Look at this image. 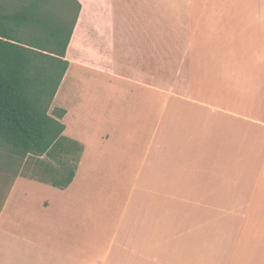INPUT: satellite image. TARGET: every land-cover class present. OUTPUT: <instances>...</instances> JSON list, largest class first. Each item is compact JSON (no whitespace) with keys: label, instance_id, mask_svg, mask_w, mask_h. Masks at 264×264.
Wrapping results in <instances>:
<instances>
[{"label":"crops","instance_id":"obj_1","mask_svg":"<svg viewBox=\"0 0 264 264\" xmlns=\"http://www.w3.org/2000/svg\"><path fill=\"white\" fill-rule=\"evenodd\" d=\"M77 1L80 30L51 108L61 100L63 135L74 126L68 138L83 151L71 184L50 197L30 198L16 187L44 183L15 178L0 209V264H211L218 254L264 264V104L253 102L264 100V0ZM73 66L142 90L140 158L128 120L103 126L83 79L68 78ZM230 158L245 177L260 165L257 193L233 207ZM96 222L103 240L86 244Z\"/></svg>","mask_w":264,"mask_h":264},{"label":"trees","instance_id":"obj_2","mask_svg":"<svg viewBox=\"0 0 264 264\" xmlns=\"http://www.w3.org/2000/svg\"><path fill=\"white\" fill-rule=\"evenodd\" d=\"M80 11L77 0H0V160L14 180L29 157L50 176L32 180L64 189L74 179L83 147L63 135L65 111L49 110Z\"/></svg>","mask_w":264,"mask_h":264},{"label":"rangeland","instance_id":"obj_3","mask_svg":"<svg viewBox=\"0 0 264 264\" xmlns=\"http://www.w3.org/2000/svg\"><path fill=\"white\" fill-rule=\"evenodd\" d=\"M80 30V23L76 26V29L73 34V48L74 45L76 44V37L78 36ZM141 39V37H135ZM145 42L151 45H156L161 41L168 42L169 37H158V36H144L143 37ZM181 39V37H177ZM72 41L71 44L72 45ZM186 42L189 43L187 40ZM82 48V47H81ZM215 53H221L222 51L215 50ZM232 54L235 55V57H241L243 53H238L237 51H233ZM250 53L246 55L247 59H250ZM234 57V58H235ZM117 72L120 74V72H123L122 68L120 65H117ZM69 79H74L76 84L83 79V83L80 82L79 86L77 88L78 91L82 94H91V96L94 98V101H92L93 108L96 109V112L99 117V122L105 126V121L110 119V116H116V120L113 119V127L121 129L119 126L123 123V120L127 119L128 124L130 127H132V135L134 141L137 143L136 148L134 151V156L136 158H140L139 155L141 154V148L143 147L144 144V139L147 138V128L145 125V116L147 114V110L144 108L142 105L144 101H142V98H140L141 95H138L142 92L141 89H138L136 86H131L127 83H123L120 81H113L111 84L113 85L112 88H110L108 85V78L95 75L94 73L80 69L77 67H71L69 70ZM136 95V96H135ZM256 97V99L253 100V102L257 105H262L264 104V100L260 96ZM245 103H248V100H246ZM89 104V103H88ZM62 103L61 100L58 99L57 101L54 102V107H60L62 108ZM50 107L49 112L53 110ZM98 117L96 118V121L98 120ZM68 120H66V125L69 126ZM97 123V122H96ZM97 123V124H100ZM95 124V125H97ZM99 126V125H98ZM71 129H74V126L69 127V131L66 132L65 136H70L71 135ZM125 130L126 127L124 126ZM114 136H117V140H121V136L124 134H121L119 131L113 133ZM133 141V142H134ZM127 154L125 153L124 156ZM43 162L52 164L56 168L58 167V163L49 160L47 157H42L39 158ZM37 158L34 157H29L25 162H23L22 167H21V172L19 173L18 177H23V178H41L43 180H50V176L44 174L43 172L38 171L37 167ZM2 161L0 160V209L3 205V202L10 190V188L13 185V180H14V172L16 170L15 166H10V167H4L1 165ZM237 161L234 159L230 158V161L225 163L223 166L229 168V187H228V197H229V204L231 207L236 206L238 204H243L246 203L249 199L251 200L252 196L254 197V194L257 193V188L258 186H255L253 188V178L258 175V172L260 170V165H257L254 168L253 172L251 173V176L245 177V172L243 168V165H237ZM219 165L213 164V168H218ZM30 179V178H28ZM32 180V179H31ZM17 190L19 189H25L29 193L30 198L34 199H40V198H45V197H50V195L54 192L57 191V189L52 188L51 185L49 184H33L31 182H27L24 184H20L19 186L16 187ZM261 190V194L258 199L262 202L263 200V195H264V176L262 180V185L259 186ZM226 190L224 189V192ZM16 198V199H15ZM15 200L21 201L23 199L22 195L19 197H12L11 199V205L14 203ZM110 200V198H108ZM250 202V201H249ZM107 209L106 206L101 205L100 206V213L105 211ZM240 214V213H238ZM97 226L93 227V232L91 230L90 235H86L85 238V243L89 244L91 242H99L101 243L103 240L102 235L99 233L101 232V225L99 222H96ZM107 230V229H102ZM231 245V244H230ZM223 260L221 259V254H218V257L214 259L213 263L211 264H222ZM200 264H203L200 262ZM207 264V263H204Z\"/></svg>","mask_w":264,"mask_h":264}]
</instances>
